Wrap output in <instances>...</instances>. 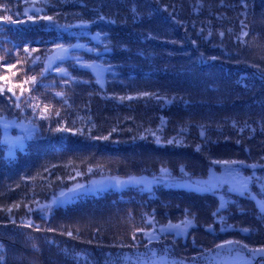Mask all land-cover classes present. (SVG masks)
Returning <instances> with one entry per match:
<instances>
[{"label": "trees", "instance_id": "1", "mask_svg": "<svg viewBox=\"0 0 264 264\" xmlns=\"http://www.w3.org/2000/svg\"><path fill=\"white\" fill-rule=\"evenodd\" d=\"M30 3L7 1L0 15V264H116L151 244L202 264L226 240L264 248V213L246 195L220 210L210 193L159 186L49 206L104 175L197 179L235 163L264 180V0H59L57 24L92 22L95 38L80 42L91 50H74L69 27L46 32V45L30 40L46 28L12 23ZM61 45L77 60L47 70ZM91 63L105 68L104 84ZM6 120L19 134L34 127L15 156L1 144ZM187 218L186 240L148 246L145 231Z\"/></svg>", "mask_w": 264, "mask_h": 264}, {"label": "rangeland", "instance_id": "2", "mask_svg": "<svg viewBox=\"0 0 264 264\" xmlns=\"http://www.w3.org/2000/svg\"><path fill=\"white\" fill-rule=\"evenodd\" d=\"M7 1L10 0H0V15L7 11ZM23 1H31V3L24 9L23 14L21 16H17L15 22L12 23L17 24L19 27L25 26L24 29L31 27L30 30L34 29L35 31H38L40 26L43 29L46 28L44 30V37H37V35H34L33 37H29L30 40H38L40 44L46 45V32H59L61 31V28L66 30L67 27L72 28V34H76L77 38L82 36L80 41L76 40V45H78L77 43L87 39H92L93 34H95V30L91 27V21H82L70 25L66 21L65 24H57L54 14L57 12L56 3L59 0ZM33 5L35 7H33ZM35 8H39L41 10L37 12L35 11ZM46 16L53 17V20L50 21L44 19ZM29 17H32V19ZM22 24L23 26H21ZM49 28L51 30H49ZM87 43L88 42H83V46H85L87 50H91L92 48L90 47V44L87 45ZM28 50L30 51V49ZM62 57H69L68 50L67 52H62L61 49L58 51L55 49L47 60V67L53 65L55 61L60 60ZM90 68L92 69L97 81L104 84L105 69L96 65H92ZM2 122L5 123V127L1 144L5 146V154L7 156H15L19 150H24L26 148L28 139L32 138L33 133H31V130L33 131L34 127L23 123L21 124L23 126L21 128V134H19L20 129H15V127H18V125H15L17 124L15 120H6ZM252 170L254 172L246 173L243 172V170H241V168L235 163H230L222 165L219 168H210L206 176L197 179L188 178L176 180L169 175L167 170H164L161 175L153 177L145 175L130 178L111 175L96 176L90 178L89 180L74 182L70 187L62 189L52 198L49 206H67L76 202L80 197L97 195L106 191H121L127 188H135L140 191L150 192L156 187L165 186L184 188L201 193L207 192L215 195L220 201V210H224L227 207L233 196L246 195L254 199L259 210L264 213V180H261L258 177L255 169ZM224 219H226V216L223 214L216 217L215 221L223 222ZM170 225H180V227L175 228L170 227ZM193 226L194 223L189 218H187L182 224L171 223L168 225L153 226L151 230L144 232V238L148 241V246L153 241V243H155L161 236H166L167 234H174L175 238L184 237L186 240V238H188L187 234H189V231ZM253 250L254 249L238 244L235 240H226L219 244L215 251L200 255L198 261H205L202 264H264V252ZM109 262L116 264H200V262H185L177 260L170 257L168 254L160 255L158 253V249L155 248V244H151L148 250L144 253L124 255L119 258L112 257L109 259Z\"/></svg>", "mask_w": 264, "mask_h": 264}, {"label": "snow or ice", "instance_id": "3", "mask_svg": "<svg viewBox=\"0 0 264 264\" xmlns=\"http://www.w3.org/2000/svg\"><path fill=\"white\" fill-rule=\"evenodd\" d=\"M33 7H35V6L33 5ZM40 10H41V9H39V8H35V11H37V12H39ZM29 18L32 19V17H29ZM7 19H8V20H11V17H7ZM44 19H47V20H50V21H51V20H53V17H51V16H46V17H44ZM12 22H15V21H12ZM220 35L223 36L224 34H223V33H220ZM244 35L246 36L247 33H244ZM59 47H60V49H61L62 52H67V49L63 48L62 45L59 46ZM88 66L91 67V65H88ZM62 71H63V70H62ZM64 74H67V73L65 72ZM33 79H34V78H33ZM9 91H11V89H9ZM57 95H62V93H57ZM144 95H149V94H148V93H144ZM121 99H124V98L122 97ZM45 111H47V107H45ZM56 115H59V113L57 112ZM45 118H46V117H45ZM62 195H63V194H62ZM29 226H31V224H29ZM170 227L179 228L180 225H170ZM68 235L71 236L72 233L69 232ZM133 238L135 239V237H133ZM244 247H247V245H244ZM253 251L264 252V248L259 249V250H253Z\"/></svg>", "mask_w": 264, "mask_h": 264}]
</instances>
